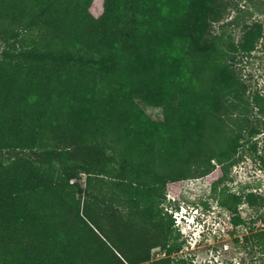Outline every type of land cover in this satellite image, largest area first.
Wrapping results in <instances>:
<instances>
[{"label": "trees", "instance_id": "obj_1", "mask_svg": "<svg viewBox=\"0 0 264 264\" xmlns=\"http://www.w3.org/2000/svg\"><path fill=\"white\" fill-rule=\"evenodd\" d=\"M214 1L0 0V264H177L165 202L188 178L233 212L264 208L226 188L244 132L260 133L264 97L234 63L264 49V25L218 49ZM243 239L264 253V228Z\"/></svg>", "mask_w": 264, "mask_h": 264}, {"label": "rangeland", "instance_id": "obj_2", "mask_svg": "<svg viewBox=\"0 0 264 264\" xmlns=\"http://www.w3.org/2000/svg\"><path fill=\"white\" fill-rule=\"evenodd\" d=\"M214 17L211 23L210 37L215 41L218 49L224 47L228 40L238 42L247 25L260 23L264 25V0H215L211 10ZM2 50L0 44V52ZM241 76L244 78L250 91L259 93L264 97V49L262 45L250 53H239L235 59ZM139 102L147 114L154 120L163 121V108L149 105L143 99ZM251 122L256 124L260 133L251 135L252 129H247L238 143L237 157L243 156L242 161L231 169L230 180L226 183L227 192L237 195L254 192L258 197H264V167L258 160V154L264 147V113L254 108L250 112ZM228 122L230 120L228 119ZM229 128L238 129L236 124ZM234 135V134H233ZM259 152L256 153V150ZM217 162H213V164ZM78 181L84 187L86 175L81 174ZM213 184L208 176L200 178H188L183 181L182 189L178 197L167 196L165 207L169 213L179 209L183 213V205L190 209H205L204 200L210 199V209L206 211L207 226L205 233L195 237L194 231L180 225V242L183 244L179 252L171 257L178 264L184 260L186 264H264V253L253 246L245 243L244 236L250 234L252 229L264 228L262 213L264 208L251 206L247 201H242L237 213L228 206L219 204L220 196L215 195L211 199ZM221 185L218 192L223 188ZM172 196V197H171ZM236 213V214H235ZM177 213L173 218L176 220ZM240 216L245 224L235 226L231 221L233 216ZM196 234V232H195ZM239 240V241H238ZM155 250L154 258H165L164 251ZM152 251V253L154 252Z\"/></svg>", "mask_w": 264, "mask_h": 264}, {"label": "clouds", "instance_id": "obj_3", "mask_svg": "<svg viewBox=\"0 0 264 264\" xmlns=\"http://www.w3.org/2000/svg\"><path fill=\"white\" fill-rule=\"evenodd\" d=\"M183 213L179 211V209L172 210V215L175 213H178V215L181 217L183 223L182 225L186 228H189L190 230L194 231L192 235L195 237L196 235L200 236L205 233V229L207 226V210H200V209H190L189 206L183 205L182 207ZM197 210V212H196ZM213 212V211H211ZM179 229L180 226H178ZM182 230V229H181ZM196 232V234H195Z\"/></svg>", "mask_w": 264, "mask_h": 264}, {"label": "built area", "instance_id": "obj_4", "mask_svg": "<svg viewBox=\"0 0 264 264\" xmlns=\"http://www.w3.org/2000/svg\"><path fill=\"white\" fill-rule=\"evenodd\" d=\"M172 197V196H171ZM196 212H197V210H196ZM171 213H172V210H171ZM176 216V220H175V226H180V225H182V223H183V221H182V219H181V217L178 215V213L175 215ZM179 230H181V229H179ZM157 250H159V252L161 251V248L160 247H157L156 248ZM155 254V250H154V252H153V255ZM164 255H166V253H164ZM155 256V255H154Z\"/></svg>", "mask_w": 264, "mask_h": 264}]
</instances>
